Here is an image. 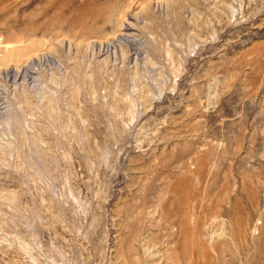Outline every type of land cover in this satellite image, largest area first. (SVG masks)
<instances>
[{"label":"rangeland","instance_id":"374dc122","mask_svg":"<svg viewBox=\"0 0 264 264\" xmlns=\"http://www.w3.org/2000/svg\"><path fill=\"white\" fill-rule=\"evenodd\" d=\"M0 264H264V0H0Z\"/></svg>","mask_w":264,"mask_h":264},{"label":"bare ground","instance_id":"6f19581e","mask_svg":"<svg viewBox=\"0 0 264 264\" xmlns=\"http://www.w3.org/2000/svg\"><path fill=\"white\" fill-rule=\"evenodd\" d=\"M124 29V28H123Z\"/></svg>","mask_w":264,"mask_h":264}]
</instances>
